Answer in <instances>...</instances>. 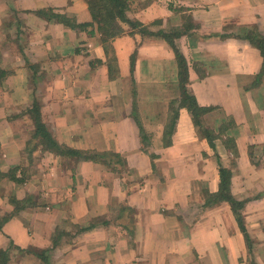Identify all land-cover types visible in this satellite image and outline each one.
<instances>
[{"label":"crops","instance_id":"obj_1","mask_svg":"<svg viewBox=\"0 0 264 264\" xmlns=\"http://www.w3.org/2000/svg\"><path fill=\"white\" fill-rule=\"evenodd\" d=\"M89 1L0 0L7 264H264V0Z\"/></svg>","mask_w":264,"mask_h":264},{"label":"trees","instance_id":"obj_2","mask_svg":"<svg viewBox=\"0 0 264 264\" xmlns=\"http://www.w3.org/2000/svg\"><path fill=\"white\" fill-rule=\"evenodd\" d=\"M98 1L99 0H96V2L89 1L91 9H92L93 17L95 21L98 22L101 27L107 26L109 28V31L107 32H110L112 34L122 33V31L117 27H115V29H112L113 24L117 20H120L121 22H125L133 27L136 25V23H132L128 21V19L126 18L125 13L127 10V0H102L101 3L100 1L99 2ZM177 11L179 12V9H177ZM186 28L188 30L189 26ZM176 55L178 58V62L180 64V82H181V87H182V97L180 99V103L182 104V106L184 105L191 111L192 118L194 120V123L196 124V127L204 131L208 135L209 139H211L209 130L203 127L202 125L203 116L208 110L200 108L197 105L196 99L193 96H191L189 92L187 91L186 89V84H187L186 64H185L183 56L178 51H176ZM37 131L38 133H41L45 141L49 142L51 140L49 137V134L45 132L43 125L40 123L39 118L37 119ZM68 152H71V151H68ZM99 156L103 157L104 155L100 154ZM220 173H221V178H222L221 187H222V191H224L227 186L226 177L228 173L226 170H223V169H221ZM223 198L227 199V196ZM228 200L231 201L230 198H228ZM7 256L8 255L6 253L2 251L0 252V264H7Z\"/></svg>","mask_w":264,"mask_h":264},{"label":"rangeland","instance_id":"obj_3","mask_svg":"<svg viewBox=\"0 0 264 264\" xmlns=\"http://www.w3.org/2000/svg\"><path fill=\"white\" fill-rule=\"evenodd\" d=\"M99 1H100V3L102 2V0H99ZM99 1H98V2H99ZM95 2H96V0H95Z\"/></svg>","mask_w":264,"mask_h":264}]
</instances>
